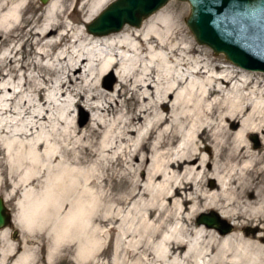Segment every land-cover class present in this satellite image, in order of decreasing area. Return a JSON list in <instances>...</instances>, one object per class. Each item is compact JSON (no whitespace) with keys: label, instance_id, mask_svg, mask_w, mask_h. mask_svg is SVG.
<instances>
[{"label":"bare ground","instance_id":"1","mask_svg":"<svg viewBox=\"0 0 264 264\" xmlns=\"http://www.w3.org/2000/svg\"><path fill=\"white\" fill-rule=\"evenodd\" d=\"M68 1L28 31L33 62L67 63L51 88L42 75L0 82L10 101L30 87L18 108L0 106V193L26 235L19 245L0 231V264H264V81L191 56L171 15L97 36L86 27L111 0ZM24 5L14 0L5 21ZM70 7L83 27L57 34ZM18 51L0 62H20ZM120 97L136 106L123 111ZM207 210L232 231L194 225Z\"/></svg>","mask_w":264,"mask_h":264},{"label":"water","instance_id":"2","mask_svg":"<svg viewBox=\"0 0 264 264\" xmlns=\"http://www.w3.org/2000/svg\"><path fill=\"white\" fill-rule=\"evenodd\" d=\"M49 0H41L47 4ZM172 0H115L92 23L89 33L106 36L120 32L124 26L140 27ZM187 2L191 13L187 25L200 45L209 47L244 70L264 74V0H176ZM13 223L4 200L0 198V230ZM198 224L232 231L215 213L202 214Z\"/></svg>","mask_w":264,"mask_h":264},{"label":"rangeland","instance_id":"3","mask_svg":"<svg viewBox=\"0 0 264 264\" xmlns=\"http://www.w3.org/2000/svg\"><path fill=\"white\" fill-rule=\"evenodd\" d=\"M5 1L6 0H0V5ZM13 1H10L11 3L8 2L7 4L1 5L3 8V11H0V52L14 46L19 50L17 52V59H20V62H0V82L4 85L9 84L10 87L19 86V84L26 83L28 81L27 78L31 75H35L37 77L39 75L40 76L42 75L45 77L46 86L49 89L51 88V86L53 85V82L56 79V73L57 75H60L61 73L59 71L62 70L63 68H66L67 63L63 62V63L58 64L56 62H50L51 67L53 68V71H49L46 68L41 67V65L43 66L45 64H49L48 62H33L35 59V49L37 47L33 46L31 42L28 41V31L34 29L35 27L41 26L45 22L46 7L53 0H49L47 4H43L41 0H25V5L23 6L19 20L15 22L14 21L6 22L3 17L7 15L8 11L13 6ZM70 1L71 0L68 1L67 5L71 4L73 0L71 1V3ZM113 1L115 0H111L108 4H110ZM74 8L75 7H70L65 12L62 19L59 20L60 26L59 28H57V34L65 31L67 29L68 24H70L73 29H79L83 27V23L81 22L83 14L82 13L72 14ZM78 8L79 9L81 8V1L78 4ZM159 12H163L165 14L171 15L173 19L172 23H176V22L180 23V26L183 29L184 33L192 41V46L194 47L195 53L191 54V56L195 57V56H198V54H200L201 57L206 58L211 63L226 66L232 69L239 76L241 75L242 73L241 70L243 69L235 66L233 63L228 61L223 54L216 55L209 47L200 45L197 42L195 36L193 35V33L191 32L190 28L187 25V20L191 13V8H190L189 3L172 0ZM124 27H132L134 29H139L137 27H133L130 25H126ZM65 44L66 43L62 44L61 47L52 48L51 53H57L61 48H64L66 46ZM38 64H40V66ZM55 68H58L59 70H54ZM54 71H56V73ZM247 72H251V71H247ZM4 75H6V77ZM250 75H252V77L256 81H261V80L264 81L263 73L252 72L250 73ZM108 76H109L108 74L104 75L100 79L101 84H105V81L107 78L110 81V78ZM116 85H117V82H114L113 88H115ZM26 89L27 90L25 93H23L22 95H19L13 101L9 100V99H12L13 93H10L9 95L8 94L3 95L2 96L3 98L2 97L0 98V106L6 105L9 102L13 107L18 108L19 104L22 101V98L29 95V90H30L29 85H26ZM47 94L49 95L50 93H47ZM5 99H7L8 101L4 102ZM69 101H72V99H69ZM118 101L126 102L125 103L126 107L123 109V111L125 109L129 111L131 108L133 109L136 106V101L134 100L129 101L128 97H120L118 98ZM63 105H65V103ZM91 114L93 115V113ZM74 116L76 118H79L80 121L81 120L83 121V117L78 111L74 113ZM112 116H115V115H112ZM142 175H143V171L136 172L137 177H141ZM0 198L2 199L5 198L3 193H0ZM5 205L8 209H10V212L13 215L16 214V209L12 205V203L10 204L5 203ZM212 211H215V210H207L204 212H199L197 216L195 217V219L193 220L194 225H197V220L202 213L210 214ZM226 221L228 224L231 223V221L229 220H226ZM241 222H243V220ZM7 228L10 231V237H9L10 240L20 245L22 243L23 237L26 235L23 232H21V230L17 227V225L14 222ZM234 228L237 233L242 234L240 230L241 228L237 226L236 227L234 226ZM244 233L246 235H250V227H246ZM40 243H43V241L41 240ZM105 244H106V248H108L109 251L106 255L107 257L101 258V263H106L108 261V258L111 256L112 247L114 246V239L108 238L107 240H105ZM38 252H39L40 258L45 257L46 247L42 246L38 250Z\"/></svg>","mask_w":264,"mask_h":264}]
</instances>
